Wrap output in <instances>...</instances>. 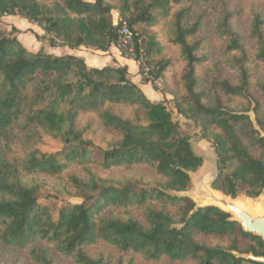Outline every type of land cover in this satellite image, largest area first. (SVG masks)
<instances>
[{
    "label": "trees",
    "instance_id": "1",
    "mask_svg": "<svg viewBox=\"0 0 264 264\" xmlns=\"http://www.w3.org/2000/svg\"><path fill=\"white\" fill-rule=\"evenodd\" d=\"M209 3L0 0V20L19 15L45 32L36 33L44 45L34 51L18 39L20 29H0V264H18L23 252L34 264H57L61 256L76 264H137L124 258L114 263L85 249L100 241L148 261L264 264L242 256L264 257L262 237L245 231L230 212L212 203L197 205L184 193L204 158L165 98L149 99L131 81L127 65L93 67L81 56L48 49L108 52L127 23L144 38L152 65L153 79L144 83L163 79V89H154L172 95L177 110L212 138L218 169L212 188L234 199L240 193L258 198L264 194V83L258 85L263 99L255 97L250 63L254 57L264 64V15L251 14L244 35L233 25L239 12L228 11L226 3L218 10L223 16L215 30L238 81L215 77L210 88L248 101L249 107L237 110L220 95L212 97L199 73L209 39H197L205 27L198 11ZM88 115L95 119L83 123ZM88 131L107 146L86 138ZM43 133L65 151L41 152ZM230 160L236 166L227 172ZM50 197L61 198L56 220L51 207L40 203ZM10 254L16 257L8 263Z\"/></svg>",
    "mask_w": 264,
    "mask_h": 264
},
{
    "label": "rangeland",
    "instance_id": "2",
    "mask_svg": "<svg viewBox=\"0 0 264 264\" xmlns=\"http://www.w3.org/2000/svg\"><path fill=\"white\" fill-rule=\"evenodd\" d=\"M226 3V7L228 11H237L240 14H236V20L234 21V27L244 35H248L250 29V18L249 16L253 13H262L264 15V0H212V4L210 6L207 5L203 7L201 12L204 13L205 18V27L201 32L200 36H198V40H200L204 36H208L209 43L203 44V54L208 55V59L204 62L203 65L199 68V73L201 77H204L203 86L205 89H211V96L213 97L215 94L220 95L222 101L228 104L231 108L240 110L249 107L248 101L240 99L238 97H228L227 95L222 94V91L219 87L217 88H210L211 81L215 77L221 78H228L232 82L238 81V73L231 68L230 64L226 60V57L223 54L224 49V40L217 36V32L215 30V26L219 17L223 16V13L219 12L221 5ZM114 15H117L116 13ZM195 16L191 17L193 19ZM197 17V15H196ZM195 18L193 19V21ZM14 27L20 29L22 31L21 34L18 35V39L24 44H27L28 38L36 43L40 42L37 37L36 33L40 35H44V30L36 23L29 22L27 19L16 15H4L0 20V29L11 31ZM36 29V31H34ZM33 33V34H31ZM28 37V38H27ZM47 45V44H46ZM248 45L253 48L251 41H248ZM30 46V45H29ZM38 49V47H36ZM55 48V47H52ZM34 49V48H33ZM255 49V47H254ZM254 49L252 51V55H254ZM31 50V49H30ZM61 52L59 49H55V52ZM54 52V51H52ZM62 54V53H61ZM168 54L174 56L176 58L178 56V52L173 48H168ZM99 57V56H98ZM103 58V57H100ZM131 67L133 68V64L131 63ZM181 67L178 64L177 68ZM134 69V68H133ZM250 72H251V83L252 89L251 92L254 93L255 97H261V90L259 88V83H264V64L254 57L251 58L250 63ZM139 73V72H138ZM140 75V74H139ZM141 76V75H140ZM142 81L144 82V77L141 76ZM153 86L163 89L165 85V81L163 79H158L157 81H151ZM147 96V95H146ZM162 99H166V103L168 108H170L173 112V119L177 121L182 129L190 134L191 142L194 150L203 156L204 164L203 166L195 172H191L192 184L191 188L184 192L185 194L191 196L197 205H205L214 202V200L209 195L211 192L212 181L214 180L215 176L218 173L217 163H216V153L213 145V140L210 136L207 138L204 137V129L200 124L195 123L193 120L188 119L184 115H182L176 108L175 99L170 94H165L162 96ZM157 100V99H156ZM152 100V101H156ZM67 105L63 104L62 109H67ZM184 107V106H183ZM186 107V105H185ZM252 118H255L254 112L251 111ZM95 117L93 115H88L83 117V123H87L88 121L94 120ZM86 138L93 139L96 145L99 147H106L107 144L102 140L101 136L94 134L92 131H88L85 134ZM39 149L41 152H46L53 154L60 150H64L63 144L60 143L57 139L49 136L46 133H43L42 142L39 145ZM236 162L234 160H230L225 168V171L231 172L233 168L236 166ZM220 191H218L219 193ZM230 198V197H229ZM264 198V194H262L258 198H250L247 197L245 194L240 193L237 198L233 199L235 202H238L244 205L246 208L251 210L254 214L261 206L260 200ZM71 201L79 202L81 199L77 197H71ZM41 204H47L51 207L52 215L54 219H57L59 207L61 205V198H43L40 200ZM50 253L54 255L55 251L50 249ZM90 254L97 255V254H105L107 256H111L114 263L118 262L120 258H124V260L128 261L132 259L137 264H196L192 261H176L172 260L169 257H163L158 261H148L143 259L142 256L134 253L128 252L123 253L118 248L114 247L110 243L106 241H100L96 244L87 246L85 248ZM16 257V254H10L8 256V263L12 262L13 258ZM57 257V256H56ZM34 262L31 259V256L28 253L23 252L18 264H23L24 262ZM57 264H76L72 261L71 258L61 256L56 258ZM245 264V263H244Z\"/></svg>",
    "mask_w": 264,
    "mask_h": 264
},
{
    "label": "crops",
    "instance_id": "3",
    "mask_svg": "<svg viewBox=\"0 0 264 264\" xmlns=\"http://www.w3.org/2000/svg\"><path fill=\"white\" fill-rule=\"evenodd\" d=\"M117 20L118 19L116 17V22ZM34 31H36V29ZM43 45H44L43 41L36 43V41H33L30 38H28L27 44L25 46L28 49L35 51V50H38ZM36 47H38V49ZM48 49H49V52L53 54H57V55H61L62 53V54H74L77 56H81L85 59L86 63L89 66H93V67H104L110 64L127 65L129 69V73H130L129 75H130L131 81L139 85V87L142 89V91L145 93V95H147L149 99L151 100L157 99L156 101H159L161 98H163L162 97L163 95L159 91L155 90L151 83H144L142 81L141 76L138 73V64L136 63V61L124 57L116 46H113L108 52H103L100 50H96V49H92V48H88L84 46L79 49H70L66 46H63V47L58 46L55 48H48ZM55 49H59L61 52L59 51L55 52ZM100 57H103V58H100ZM131 63L133 64L134 69L131 67Z\"/></svg>",
    "mask_w": 264,
    "mask_h": 264
},
{
    "label": "water",
    "instance_id": "4",
    "mask_svg": "<svg viewBox=\"0 0 264 264\" xmlns=\"http://www.w3.org/2000/svg\"><path fill=\"white\" fill-rule=\"evenodd\" d=\"M209 195L214 200V202L211 203L230 212L234 216V219L238 220L242 224V227L245 231L259 235L264 239V210L256 211L254 214L244 205L235 202L233 200L234 198H229V196H226L222 192L218 193V190L212 188V186ZM242 256L264 263V257H256L253 255Z\"/></svg>",
    "mask_w": 264,
    "mask_h": 264
},
{
    "label": "built area",
    "instance_id": "5",
    "mask_svg": "<svg viewBox=\"0 0 264 264\" xmlns=\"http://www.w3.org/2000/svg\"><path fill=\"white\" fill-rule=\"evenodd\" d=\"M116 47L124 57L136 61L138 72L142 77L153 79L152 65L149 56L145 52L144 38L135 33L127 23H124L119 29V39Z\"/></svg>",
    "mask_w": 264,
    "mask_h": 264
},
{
    "label": "bare ground",
    "instance_id": "6",
    "mask_svg": "<svg viewBox=\"0 0 264 264\" xmlns=\"http://www.w3.org/2000/svg\"><path fill=\"white\" fill-rule=\"evenodd\" d=\"M238 203V202H237ZM260 203H261V206L262 207H260L259 209H258V211H262V210H264V198H261V200H260ZM240 204V203H239ZM220 205V204H219ZM222 206V205H221Z\"/></svg>",
    "mask_w": 264,
    "mask_h": 264
}]
</instances>
